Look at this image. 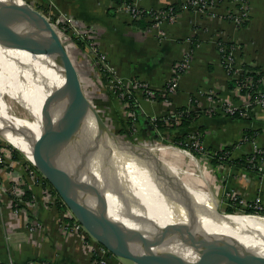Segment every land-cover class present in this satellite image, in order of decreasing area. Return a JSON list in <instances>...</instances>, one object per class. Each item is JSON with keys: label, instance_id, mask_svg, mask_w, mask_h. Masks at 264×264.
<instances>
[{"label": "crops", "instance_id": "obj_1", "mask_svg": "<svg viewBox=\"0 0 264 264\" xmlns=\"http://www.w3.org/2000/svg\"><path fill=\"white\" fill-rule=\"evenodd\" d=\"M179 1L133 0L138 7L149 10ZM245 1L248 19L244 23L228 18L229 13L239 9L236 0H213L211 7L204 11L182 7L173 21L141 27L116 0H28L42 13L66 15L91 28L96 34L94 44L105 56V64L111 68L113 76L121 78L130 88L134 81H143L159 92L150 98L143 89H132L133 112L126 109L130 105H125L128 101H122L124 111H128L126 118L130 121V115L135 113L138 126L146 129L145 133L151 138L183 134V129L178 127L163 130L151 127L154 117L166 118L182 106L201 109L196 125L202 126V144L210 168L207 161L199 157L209 172L217 200L223 206H240L242 203L235 198L227 197L229 193L247 203L259 196L264 207V170L256 172L238 162L214 164L212 161L215 152L227 146L232 149L231 159L253 153L255 145L264 148V108L256 104L247 106L245 96L230 88L232 77L223 65L218 48L219 41L232 43L236 66H255L263 76L264 85V0ZM161 31H165V35H161ZM72 43L79 73L92 70L82 80L85 92L89 87L91 94L98 91L104 94L107 103L102 107L108 111L111 109L108 90L111 89L103 73L97 70L96 75L93 74L91 64L95 68L96 65L91 48H80L73 39ZM77 46L83 53L89 51L92 58L80 54ZM189 53V64L178 76L176 90L169 93L167 99L163 98L160 92L175 76V65ZM112 101L116 102L115 96ZM92 102L95 104L93 99ZM227 104L243 107L246 112L241 117H233L225 111ZM247 131L252 132L253 138L243 140ZM0 150L7 155L9 164L0 170V180L6 186L0 183V264L10 260L15 264H94L96 257L105 259V264H137L130 259L112 257L85 230H65L63 222H70L68 219L73 215L61 205L58 194L46 188L49 185L28 182L24 166L8 148L0 145ZM15 179L23 180L25 193L18 214L10 195Z\"/></svg>", "mask_w": 264, "mask_h": 264}, {"label": "bare ground", "instance_id": "obj_2", "mask_svg": "<svg viewBox=\"0 0 264 264\" xmlns=\"http://www.w3.org/2000/svg\"><path fill=\"white\" fill-rule=\"evenodd\" d=\"M64 81L62 67L33 25L11 14L0 0V133L6 139L41 161L62 190L59 166L75 170L68 158L74 155L80 160L75 171L106 197L109 217L139 240L160 244L158 249L191 260L217 251L264 255V215L219 212L207 168L185 149L133 144L107 130L91 112L81 135L58 162L57 127L70 93ZM13 101L27 113L17 115ZM170 151L178 156L168 157ZM197 179L201 187L194 184Z\"/></svg>", "mask_w": 264, "mask_h": 264}, {"label": "water", "instance_id": "obj_3", "mask_svg": "<svg viewBox=\"0 0 264 264\" xmlns=\"http://www.w3.org/2000/svg\"><path fill=\"white\" fill-rule=\"evenodd\" d=\"M4 3L11 14L29 21L33 25L36 35L45 42L46 49L63 69L64 82L70 93L68 95V107L57 127L55 158L61 162L71 143L81 135L89 113L92 112L99 117L98 112L95 104L85 92L79 71L59 31L50 20L31 5L28 0H4ZM102 123L107 130L115 134L103 121ZM11 130L15 133L21 132L14 127H11ZM68 158L76 164V170L80 160L76 159L74 155H68ZM30 161L58 190L74 216L98 242L104 244L115 254L137 264H264V255L260 253L241 254L217 251L213 256L199 255L195 260H191L181 253L158 249L161 248L160 244L148 240H139L123 225L109 217L106 197L103 196L102 192L95 191L89 183L84 181L81 173L79 174L78 171L70 170L60 164L62 190L54 184L52 177L45 171L41 161L32 154ZM99 235L103 236L116 249L110 248Z\"/></svg>", "mask_w": 264, "mask_h": 264}, {"label": "built area", "instance_id": "obj_4", "mask_svg": "<svg viewBox=\"0 0 264 264\" xmlns=\"http://www.w3.org/2000/svg\"><path fill=\"white\" fill-rule=\"evenodd\" d=\"M122 2L120 4L124 5L126 9L129 11L133 19H140L145 17L146 19H150L153 21V24L155 26L161 25L165 21H173L176 18L177 12H175V9L173 6L161 8V9H145L138 7L137 5L134 4L133 0L132 2H129L127 0H121ZM239 9L237 12L232 11L231 13L228 14V18H231L232 20L242 23L248 19V10L246 7V1L245 0H236ZM213 3V0H183V7L185 8H191L195 10H201L204 11L211 7ZM52 23V25L59 31L61 35V30L64 29V27H67V29L70 30L71 34H74L78 37H80L83 40L88 41L89 48H91L92 55L95 57V65L96 68L98 69L99 72L103 73L104 76L108 75L109 76V82L107 83L110 88L115 91V93H120L122 94L123 99L126 96H130L132 89L139 88L143 89L146 95L150 98H154L157 93L154 89L150 88L149 85L145 82H140V81H134L133 86L130 88V85H127L123 82L121 78H117L113 76V73L111 71V68L106 65L105 63V56L101 55L99 50L97 49L96 45L94 44V38H95V32L89 28L81 25L77 21H75L74 18H71L66 15H59L55 16L52 13H43ZM52 18V19H51ZM64 31V30H63ZM161 35H165V31H161ZM68 36V35H66ZM218 48L221 53L222 57V62L224 67L226 68L228 74L233 72L231 74V77L239 78L240 74L242 72V67L238 68L235 63V58L233 54V45L232 44H227L224 41H219L218 42ZM189 59H190V53L180 62H178L175 65V76L168 81L167 85L165 88L160 92L163 98H168L169 93H172L176 90L177 88V78L180 75L183 70H185L189 64ZM230 76V75H229ZM244 86H250L252 85L253 79L251 76H247L244 79ZM240 87L237 86L236 90H239L240 92ZM245 98L247 99V106L251 105V94L248 92L245 95ZM122 99V100H123ZM254 103L256 105H259L264 108V91H258V93L255 96ZM241 110L239 113L241 115L245 114V108L243 107H237L233 104H227L225 106V111L231 115L234 114L235 112ZM133 115V114H132ZM181 115L182 113H173L174 120L176 124H180L181 122ZM159 117H154L153 123L157 127V120ZM133 119H136V116L133 115ZM160 119H167L160 117ZM135 129V127L133 128ZM190 139L191 143H188L186 141V145H192L196 148H200L201 150L204 149L203 144L199 142L198 140V134L197 133H190L188 136L187 140ZM181 146V145H180ZM183 149L187 150V148L183 147ZM190 150V149H189ZM190 152V151H189ZM253 153H257L258 156L253 157V159L248 160L249 162L254 160L260 171L264 170V148L258 147V145H255V150ZM9 166L8 160H7V155L3 152V150H0V170L2 168H7ZM28 175V182L31 180L33 184H45L44 183V175L42 173H39L36 168L32 166V169H29ZM22 181V182H21ZM13 180L14 184L12 185L10 189V195L11 199L13 202V208L16 214L20 212L22 208V203H23V198H24V182L23 180ZM26 182V180H24ZM0 183L3 184V181L0 180ZM4 185V184H3ZM6 188V186L4 185ZM46 188L50 189V186H46ZM228 198H235L236 202L242 203V205H236L234 204V208L236 211L241 213L243 207L248 208H253L256 210V213H261L263 209V205L261 204V199L259 196L256 197V199L252 202H245L242 199H238V197H234L233 194L229 193ZM238 207H242V209H237ZM71 212V210L69 209ZM73 215L74 220L72 222H63L62 226L65 230H72V231H82L83 226L82 224L75 219L74 214L71 212ZM106 260L103 258H95L94 259V264H105ZM5 264H15L12 260L6 262Z\"/></svg>", "mask_w": 264, "mask_h": 264}, {"label": "rangeland", "instance_id": "obj_5", "mask_svg": "<svg viewBox=\"0 0 264 264\" xmlns=\"http://www.w3.org/2000/svg\"><path fill=\"white\" fill-rule=\"evenodd\" d=\"M47 16V15H46ZM52 19V18H51ZM65 29H67V27H64ZM64 30V29H63ZM63 30H61V36H62V38H63V41H64V44H65V46H66V48H67V50L69 51V53H70V55H71V57L73 58V60L75 61V65H76V67L77 68H79V65H78V63L76 62V57H75V55H73V54H75V52H76V50H75V46H73V43H72V36H71V33L69 32V33H65V31H63ZM66 35H68V36H66ZM76 45V44H75ZM77 48H78V46H77ZM76 48V49H77ZM88 48V47H87ZM89 49V48H88ZM77 50H79V52H80V54H82V55H86L89 59L90 58H92V55L90 54V52L88 51H86L87 53H83L79 48L77 49ZM92 65V68H93V74L94 75H96L95 74V72L97 73V68H95V66H94V64H91ZM95 69V70H94ZM91 74L92 73V70H91V72H87L86 70H84L82 73L80 72V76H81V79L82 80H84L85 78H86V76L88 77L89 76V74ZM92 76V75H91ZM107 77V78H106ZM93 78V77H92ZM104 79V81H105V83L107 84L108 82H109V76L108 75H106L105 76V78H103ZM82 83H83V86H86L85 84H84V81H82ZM87 86H89V85H87ZM100 87H102V86H100ZM111 89V88H110ZM102 90V89H101ZM108 90V89H107ZM108 95H109V97H111V109H109L108 111H105V109H104V107H102V106H105V104L107 103L106 101V99H103L104 98V94L102 95L101 93H100V91H98V94L96 93V94H91V93H89V87H87V94H88V96H89V98L92 100L93 99V101H95V105L97 106H95V108H96V111L98 112V115H99V117L101 118V120L110 128V129H112L113 130V132L118 136V137H120V138H122V139H126V140H128V141H130L131 143H133V144H137V145H157V144H164V145H174V146H177V147H179V148H182L183 149V147L182 146H180L179 144H177V143H175V137H173V136H170V137H163V138H157V139H153V138H151L150 136H148V134L147 133H145L147 130L146 129H142V128H140V126H138V124H137V120H134L133 118H132V120H133V124H132V126L131 125H126V123H128L129 122V119L128 118H126L127 116H125V114L126 113H128V111H124V104H123V97H122V94H120V93H115V91H113L112 89H111V91L110 90H108ZM114 96H115V98H116V102L114 101V103H113V101H112V99L114 100ZM9 102H10V100L8 99V98H6ZM127 102V101H126ZM125 105H128V103H125ZM12 106H13V108H14V112L17 114V115H19V116H21L22 115V113L23 114H26L27 112H26V110L23 108V106L22 105H20L19 103H17V102H12ZM135 114V113H134ZM133 114V115H134ZM14 115V114H13ZM17 117V116H16ZM136 119H137V117H136ZM151 127H153V128H155V129H158V127H156L155 126V124L153 123V120H151V125H150ZM135 127V129H133ZM145 128V127H144ZM137 130H138V132H137ZM145 133V134H142V133ZM40 138V139H39ZM43 138L41 137V136H37V140H39V141H41ZM188 143H191V140L190 139H188V140H186ZM0 145H2V146H5L6 148H8L9 150H10V153L12 154V152H13V149L14 150H16L17 152H16V159L18 160V162H19V164L21 165V166H24V168H25V171L27 172V173H29V169L31 170L32 169V162L30 161V158L23 152V150H20L19 148H17L16 146H14L8 139H6L1 133H0ZM205 149H202V153H201V157H203V160L204 161H207L208 160V154L206 153V151H204ZM187 151H190L191 153H192V151L191 150H189V149H187ZM171 154L172 155H175V156H178V154L177 153H173V152H168L167 153V156L168 157H171ZM194 156H196L198 159H200V157H199V155H195L194 153H192ZM13 155V154H12ZM201 160V159H200ZM180 162V161H179ZM182 162H183V165L185 166V165H187V163H188V165H189V161L188 160H182ZM210 162V161H209ZM208 161L206 162V164H207V166L210 168V163H209ZM38 170V169H37ZM38 172L39 173H41L40 172V170H38ZM209 173V172H208ZM45 177V176H44ZM48 180V179H47ZM48 182L51 184V182L48 180ZM197 184L198 186L200 185V180L199 179H197V180H195V182H194V184ZM195 184V185H196ZM196 185V186H197ZM52 186V187H51ZM51 186H50V188H51V190H53V189H55L54 191L58 194V196H60V198L62 199V201L64 202V200H63V198H62V196H61V194H59V192H58V190L51 184ZM202 186V185H201ZM201 186H199V187H201ZM65 203V202H64ZM65 205H66V207H68V205L65 203ZM228 206H223L219 201H218V211L219 212H221V213H239L238 211H236V209H235V211L234 212H227L226 211V208H227ZM232 208H234L233 206H232ZM236 208V207H235ZM68 209H69V207H68ZM237 209H242V207H238ZM242 212H241V214L242 213H245V214H247L248 212H247V208L246 207H243V209L241 210ZM240 214V213H239ZM251 214H260V215H264V213H255V212H253V213H251ZM75 219L77 220V221H79L76 217H75ZM80 222V221H79ZM81 223V222H80ZM82 224V223H81ZM82 226H83V229H82V231H86L87 233H89L88 231H87V229L85 228V226L82 224ZM89 235H91L90 233H89ZM91 237H93L92 235H91ZM94 238V237H93ZM95 240H96V238H94ZM100 243V242H99ZM103 247H105L104 246V244H102V243H100ZM106 248V247H105ZM107 249V251L110 253V255L112 256V257H114V258H116V257H120V258H123V259H127V258H125V257H123V256H121V255H118V254H115L114 252H112V251H110L108 248H106ZM126 261H130V260H126ZM130 263V262H129Z\"/></svg>", "mask_w": 264, "mask_h": 264}, {"label": "trees", "instance_id": "obj_6", "mask_svg": "<svg viewBox=\"0 0 264 264\" xmlns=\"http://www.w3.org/2000/svg\"><path fill=\"white\" fill-rule=\"evenodd\" d=\"M116 1L118 3L122 2L121 0H116ZM127 1L132 2V0H127ZM170 5L174 7L175 12H179L182 9V7H183V0H180L177 3L170 4ZM170 5H168L167 7H169ZM133 21L137 25H140L141 27H146V26H150L151 24H153V21H151L150 19L146 20L145 17L140 18V19H133ZM242 23H244V22H242ZM64 31H65L66 34L70 32L69 29H65V28H64ZM71 36H72L71 38L73 39V41L80 48H86L87 47V45H88V41L87 40H83V39H81L80 37H78V36H76L74 34H71ZM230 44H232V43H230ZM256 69L257 68L255 66H252L250 64H244L242 66V72L239 73L240 74L239 78L232 77L230 79V81H229V86H230L231 89H236V87L238 85L241 86L240 87V94L242 96H244L248 92L251 94V105L255 104L254 103V99H255V96L258 93V91H264V85L262 83V77L263 76ZM232 73L233 72L231 71V73L229 75L231 76ZM247 76H251L252 79H253V82H254L250 86H244V82L243 81H244L245 77H247ZM104 78H105V76H104ZM156 93L159 94V92H157V91H156ZM123 100L124 101H128L127 103L130 104V105L127 106L126 109L129 112H133V110H134V106H132V104H133L132 103V101H133V91L131 92L130 96H126ZM240 111L241 110L235 112L234 114H231V116H233V117H241L242 115L239 113ZM175 113H177V114L178 113H182L180 124H176L175 120H174V116L171 115V116H168L167 119L158 118V120L156 121L157 122V127L159 129H162V130L165 129V128H171V129H176V127L182 128L183 129V134L175 136V143L181 145L182 147L190 149L192 151V153H194L195 155H201L202 150L200 148H196V147H194L192 145H186V138L190 135V133H193V132L198 134L199 142L200 143L203 142L202 126L201 125L200 126L196 125V121L199 119V117L201 115V109L191 108V107H188V106H182V107L177 108ZM208 113H212V112L209 111ZM130 116H131L130 117V121L128 123H126V125H131L132 126V124H133L132 123L133 122V120H132L133 115L131 114ZM138 120L139 119H137V121ZM252 136H253L252 132L251 131H247V132H245V135L243 136V140H250V139L253 138ZM231 150L232 149L229 146L224 147L221 150H217L215 152V155L212 158L213 163L217 164V163H220V162H222V163L223 162H238V163H240L241 165H243L244 167H246L248 169H252V170H254L256 172L260 171L259 168H258L257 163L254 160H252L250 162L248 161V160L253 159L254 155L258 156L257 153H249V154L243 155L242 158L231 159L230 158ZM16 152L17 151L13 149L12 154H13L14 157H16ZM32 166L34 168H36L33 164H32ZM44 183L46 185L51 186V184L48 182V180L46 178H44ZM54 190L55 189H53L52 191H54ZM59 200L61 202V205L66 207L65 203L62 201L60 196H59ZM66 208H68V207H66ZM226 211L227 212H234L235 208H232V206L229 205L226 208ZM247 212L248 213H253V212L256 213V210L253 209V208H248ZM261 213H264V207H263ZM68 220L71 222V221L74 220V218H72V219L70 218Z\"/></svg>", "mask_w": 264, "mask_h": 264}]
</instances>
